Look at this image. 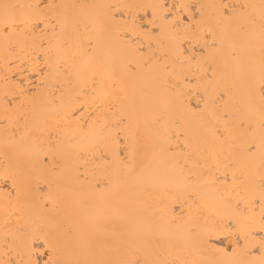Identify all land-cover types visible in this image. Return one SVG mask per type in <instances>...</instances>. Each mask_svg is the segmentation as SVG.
Here are the masks:
<instances>
[{"label":"bare ground","instance_id":"6f19581e","mask_svg":"<svg viewBox=\"0 0 264 264\" xmlns=\"http://www.w3.org/2000/svg\"><path fill=\"white\" fill-rule=\"evenodd\" d=\"M5 4L48 28L0 27V264L258 259L225 255L220 225L251 195L233 173L260 194L264 0H0V21Z\"/></svg>","mask_w":264,"mask_h":264},{"label":"snow or ice","instance_id":"6c2138e0","mask_svg":"<svg viewBox=\"0 0 264 264\" xmlns=\"http://www.w3.org/2000/svg\"><path fill=\"white\" fill-rule=\"evenodd\" d=\"M24 7H30L25 5H3L4 8V16L3 20L0 21V27L5 33L11 31H26V30H35L40 27L43 21L33 24L30 18L26 17L22 12L17 11L18 9H22ZM224 15L231 16V13L228 11V5H223ZM9 9L12 11L9 12ZM48 28V24L44 23V29ZM53 31H55V26L53 25ZM262 35H264V23H262ZM46 42L41 39L40 46L41 48L45 47ZM62 47L70 48L71 44L68 39L63 40ZM215 47V41L213 44L209 46ZM262 57H264V47L261 48ZM191 59L195 60L193 56ZM212 66L209 64V69ZM214 73V70H213ZM211 77H209L210 79ZM261 95L264 96V83L261 84ZM219 99H223V94L219 97ZM199 105H197L198 107ZM225 121L229 119L227 113L224 114ZM124 120H118L112 126L114 128V134L111 135V144L114 146L112 148L113 153L120 157L122 160H127L128 155L131 152L138 151V144H131L130 137L128 134V130L124 125ZM103 127L108 128V124L105 123ZM240 128H244L245 124L243 121L239 124ZM228 129L226 128L224 132H220L217 130L219 137H224L225 133H227ZM109 132H112V129H109ZM121 133H123V139H121ZM254 145H249L247 151L249 153L254 151ZM121 149L123 151H121ZM99 157L101 159H106L105 150H100ZM262 157H264V153H262ZM233 184L236 185L237 181H239V187L241 192H250V198H245L243 195L240 196V199L236 200L235 203L231 206L232 213L228 215V222L222 223L220 225L222 230H227L229 237L231 238L232 250L231 252H225L227 256H234L238 251L241 254V257H251L253 255L254 250L259 253L258 259H234V260H226L222 262H218V264H264V235H260L259 240L257 241V231L256 225H259V233L264 234V173L261 174L259 178V186H260V194L257 197L252 189L250 188V182L243 174L239 177L233 173L232 176ZM243 204V207L241 205ZM259 204L260 212L258 217L254 213L255 205ZM8 264H17V262L9 261ZM20 264H33L32 261L20 262ZM45 264H55L51 259L45 261ZM87 264V262H86ZM91 264H164L162 261H158L155 259H150L145 254L136 253L129 259H105L91 262Z\"/></svg>","mask_w":264,"mask_h":264}]
</instances>
